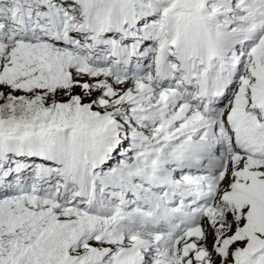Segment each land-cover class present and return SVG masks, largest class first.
Returning a JSON list of instances; mask_svg holds the SVG:
<instances>
[{"label":"snow or ice","instance_id":"obj_1","mask_svg":"<svg viewBox=\"0 0 264 264\" xmlns=\"http://www.w3.org/2000/svg\"><path fill=\"white\" fill-rule=\"evenodd\" d=\"M0 264H264V0H0Z\"/></svg>","mask_w":264,"mask_h":264}]
</instances>
